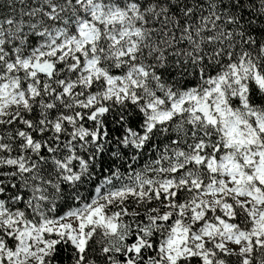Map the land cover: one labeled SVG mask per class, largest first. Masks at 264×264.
Segmentation results:
<instances>
[{"label": "snow or ice", "instance_id": "snow-or-ice-1", "mask_svg": "<svg viewBox=\"0 0 264 264\" xmlns=\"http://www.w3.org/2000/svg\"><path fill=\"white\" fill-rule=\"evenodd\" d=\"M0 264H264V0H0Z\"/></svg>", "mask_w": 264, "mask_h": 264}]
</instances>
